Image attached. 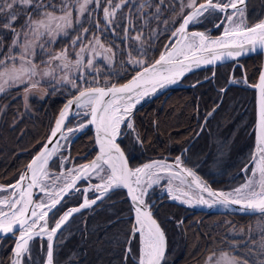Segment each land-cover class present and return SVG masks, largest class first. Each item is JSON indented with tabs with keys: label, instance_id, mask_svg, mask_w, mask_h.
<instances>
[{
	"label": "snow or ice",
	"instance_id": "1",
	"mask_svg": "<svg viewBox=\"0 0 264 264\" xmlns=\"http://www.w3.org/2000/svg\"><path fill=\"white\" fill-rule=\"evenodd\" d=\"M129 2L130 0H119L113 4L112 0H107L109 6L103 8V18L106 22L104 31L111 30L115 34L112 25L116 23V13ZM93 4L99 7L100 0H60L58 4L53 3V0H0V16L6 14V18L0 24V31L6 29L12 33L7 52L0 56V94L21 84L28 85L24 89L26 93L39 88L40 80H34V77H49V84L53 87L63 82L78 90V94L67 102L59 114V119L51 132V138H56L57 133H60L56 146L49 149L47 144L44 145L27 165V171L23 172L15 183L8 186L0 185V192L8 193L0 199V234L18 236L11 264H25V259L32 260L30 241L35 237L47 238L46 264H54L53 239L57 232L74 214L81 212L82 209L91 208L110 190L117 188L127 189L135 213V222L129 239L125 242L123 261L126 264L132 258L136 264H163L167 247L166 235L153 217L151 205L145 198L149 189L165 178L168 181L167 191L171 199L189 207L238 205L246 214H256L264 218V73L259 76L257 84L249 85L259 90L258 134L255 151L250 157L252 163L242 169L247 174L245 182L232 191H214L192 168L186 167L180 157L176 158L174 164L158 160L142 167L130 168L124 152L116 142L117 137L123 134L122 125L135 131L131 120L132 112L144 97L154 94L166 85L177 83L179 78L191 71L194 66L214 64L225 56L236 59L258 49L264 51V19L253 24L248 23L246 15L248 0H199V3L197 0H187L186 4L181 0L179 15L183 19L179 26L173 29L170 47L159 56V59L147 61L144 59L146 52L142 50L138 52L139 59L129 53L128 63L140 69L129 82L119 85L106 83L100 86L97 80L95 85L81 87L77 79L84 78L83 70L89 69L99 75L100 68L94 65L95 57L99 56L102 50L106 54L103 55V60L112 65L117 54L114 48L117 46L106 47L97 32L89 33V29L81 24L69 45L74 50L79 49L75 52V59L69 57L68 47H63L57 52H51L47 59H41L37 63L36 49L39 47L42 54L49 53L56 39L68 36V30L73 28V8L78 13L75 23L80 24V18L84 17L85 13L91 15L89 9ZM146 6L151 7L148 0L141 3L139 9L144 10ZM183 8L191 11L184 15ZM29 9L31 11H27ZM156 11L159 12L160 9L157 7ZM21 12L24 13V21L17 27L15 22ZM216 13H220L223 18L215 26L226 25L221 36L212 38L205 32L188 31L190 23H200V17ZM127 23L133 26L131 18H127ZM95 27L100 30L99 21L95 22ZM124 31L127 33L128 29L125 28ZM89 34L92 39L85 44L83 37ZM142 36L143 33H139L132 37L140 43L141 48L145 43ZM78 41L81 43L78 44ZM3 48L4 35H0V52ZM88 53L92 56L86 60L85 56ZM56 61L59 63L54 68L52 65ZM41 65L44 67L41 68ZM56 68H59L63 75L57 77ZM70 69L80 73L79 77L70 78ZM230 82L237 83L235 79ZM73 105L78 109H85L82 114L90 117L86 123L79 125L80 128L86 127L87 124L95 125L100 154L90 163L73 169L75 175H70L69 178L63 173L58 176L51 174L48 164L52 155L60 148L59 140L66 139L64 131H76L71 127L62 131L64 121ZM213 112L215 108L207 115L211 116ZM76 115L81 113L77 112ZM125 121H128L127 124ZM51 138L48 144H52ZM61 162H64L63 159ZM92 174L101 182L84 189L83 201L79 206L64 211L58 218L54 215V226L50 228L47 219L49 212H53L70 190L81 191L76 187L77 182L82 178L88 180ZM50 175H53L52 185L45 183ZM61 179L64 183L57 187V182ZM174 181L179 183L174 186ZM185 184L188 189L195 186L197 192L194 198L183 189L182 186ZM37 187L45 193L47 199L34 203L33 189ZM89 190L98 195L89 199L86 195ZM203 193H207L208 199ZM179 223L182 224L183 221ZM258 230L261 235L255 246H249L252 244L250 240L230 241L233 252H221L215 260L213 256H209L206 264H264V226H258ZM232 231L236 235L245 234L244 228ZM247 231L251 233L253 228L249 226ZM132 239H138L139 247L136 253H133L130 246ZM241 243L244 245L243 251L240 248Z\"/></svg>",
	"mask_w": 264,
	"mask_h": 264
},
{
	"label": "trees",
	"instance_id": "2",
	"mask_svg": "<svg viewBox=\"0 0 264 264\" xmlns=\"http://www.w3.org/2000/svg\"><path fill=\"white\" fill-rule=\"evenodd\" d=\"M59 2L60 0H53V3ZM118 2L119 0H112L113 4ZM148 2L151 7L146 6L144 10H140L139 5L145 3V0H130L121 11H117L116 23L112 25L115 34L111 30L104 31L106 22L103 18V8L109 6L107 0H100L99 7L90 6L91 15L85 13V16L81 17V24L89 29V33L97 32L105 46L111 43L120 51L114 61L115 66L117 65L115 73L111 75L89 73L92 77L84 84L79 82L80 85L83 87L95 85L97 80L99 85L106 83L118 85L125 82L139 69L128 63L129 53L139 59L138 52L145 51L144 59L149 62L157 58L173 29L182 19L179 15L181 0H163V2L148 0ZM183 2L186 4L187 0ZM157 7L160 9L159 12L156 11ZM188 10L183 8V13ZM246 15L249 24L263 19L264 0H248ZM77 16L73 8L74 22ZM5 18L6 14L0 16V24ZM127 18H131L133 26L128 25ZM220 19H222L220 13L205 14L200 17L201 22L196 23L192 28L209 31L213 36L218 35L222 31V25L217 28L215 25ZM23 21L24 13L21 12L15 26L19 27ZM96 21H99L101 26L99 31L95 27ZM125 28L128 29L127 33L124 31ZM139 33H143L142 39L145 41L143 48L138 41L132 39ZM0 35H4V48L0 52L2 56L8 49L12 33L5 29L0 31ZM85 36L86 41L91 35ZM70 42L66 40L62 45H68ZM56 46L58 45H54ZM261 63L262 57L257 54L241 59L240 65L235 68H233L235 63L232 62L215 69L208 68L192 73L184 79L183 84H193L209 75L212 76L213 73L215 75L212 79L200 82L194 87L175 88L169 94L165 93L155 98L138 110L134 116L135 133L132 129L123 127V134L117 140L131 167L153 158L165 157L167 154L171 157L178 155L197 134L206 115L219 103L221 89L227 85L231 75L241 78L245 75L248 82L254 84ZM94 77L96 79H93ZM26 87L22 85L11 87L4 94H0V184L4 186L18 179L31 157L43 145L55 118L70 97L62 91V87H50L46 83H41L39 88L27 93L24 91ZM246 113L248 123H243L242 126L240 122ZM74 121L75 118L71 123ZM254 122V91L249 87L231 85L225 93L221 106L208 118L202 133L190 146L185 163L194 166L203 176L208 174L214 188L235 187L234 185L243 178L242 174L236 176V173L241 171L253 153L254 131L250 135L248 133ZM231 137L229 152L222 155L223 151L218 144L219 138L225 140ZM244 139L247 143L241 145ZM223 146L225 141L222 142ZM95 153L91 128L79 134L69 147L70 158H74L77 163L91 159ZM53 163L52 167L59 169L58 161L55 160ZM233 172L235 175L232 178L224 177L225 174ZM158 197L159 193L153 190L149 193L148 200L153 201ZM109 199L119 200L118 204L108 207L106 211L97 210L85 218L78 215L66 226L62 238L56 243L55 264H125L122 257L133 223L131 210L124 191H115ZM159 201L160 199L157 203ZM66 203L67 201L62 203L60 212L66 208ZM156 205L153 206V216L162 226L167 237V255L163 264H205L206 256L215 248L226 249L230 241H239L232 229L244 228L245 234L240 241L250 240L252 244L249 246H255L261 235L258 226H264V218L258 215L192 213L170 202ZM120 215H128V217L118 219ZM116 218L118 220H115ZM181 219H183L182 224L179 223ZM256 220L259 221L257 224L254 223ZM249 226L253 228L251 233L247 231ZM136 242L131 243L133 253L138 249ZM13 244L12 237L0 239V264H11ZM35 249L37 252L31 251L32 260L25 259V264H42L39 262L42 258L38 242H35ZM242 249H244L243 244ZM128 262V264H136L132 258Z\"/></svg>",
	"mask_w": 264,
	"mask_h": 264
},
{
	"label": "rangeland",
	"instance_id": "3",
	"mask_svg": "<svg viewBox=\"0 0 264 264\" xmlns=\"http://www.w3.org/2000/svg\"><path fill=\"white\" fill-rule=\"evenodd\" d=\"M93 5H95V4H93ZM93 5H90V6H93ZM105 5H107V4H105ZM189 11H191V9H189L184 15H186ZM78 14V13H77ZM182 19H183V17H182ZM182 19H181V21H182ZM200 19V18H199ZM80 20H81V18H80ZM181 21H180V23H181ZM82 23V22H81ZM81 23L80 24H77V23H75L74 22V25H73V28L72 29H69L68 31H69V35L68 36H60V37H58L57 39H56V41H55V43L54 44H52L51 45V50H50V52L49 53H46V54H42L41 53V50L39 49V47H37V49H36V57H35V62H37V63H39L40 61H41V59H47V57H48V55H50L51 54V52H57V51H59L61 48H63V47H68V55H69V57L71 58V59H75V52L76 51H78L79 49L78 48H76L75 50L73 49V48H71L69 45L70 44H68V45H62L63 43H65L66 42V40L67 41H71V39L73 38V36L76 34V31H72V30H77V29H79L80 28V26H81ZM179 23V24H180ZM196 23H193V25H195ZM192 25V26H193ZM179 26V25H178ZM177 26V27H178ZM226 25H222V31H223V28L225 27ZM217 28V27H216ZM3 31H5V30H3ZM221 31V32H222ZM207 34L209 33V31H205ZM218 35H220V34H218ZM218 35H214V36H218ZM170 38L172 39L173 37H172V34H171V36H170ZM170 38H169V40H170ZM85 39H86V36H84L83 37V41L85 42V44H86V42L87 41H89V40H91L92 39V37L90 36L86 41H85ZM78 44L79 43H81L80 41H78L77 42ZM58 45V46H56V47H54V45ZM107 46H114V45H112L111 43H109L108 45H106V47ZM45 47L47 48L48 46L47 45H45ZM164 49V48H163ZM8 50V49H7ZM114 50L116 51V53H119V51H120V49H118V48H114ZM163 51V50H162ZM162 51L160 52V54L162 53ZM5 52H7V51H5ZM4 54V53H3ZM159 54V55H160ZM103 55H106L105 53H103L102 52V50H101V54L99 55V56H97V57H95V60H94V65L95 66H97V67H99L100 68V72H99V74L101 75V74H103V73H107V74H112V73H115V70L117 69V65L115 66V63H113L112 65H108L107 64V61H105V60H103ZM117 55V54H116ZM158 55V56H159ZM92 56V54L91 53H88V54H86V56H85V59L87 60L88 58H90ZM157 56V57H158ZM156 59V58H155ZM154 59V60H155ZM59 62L58 61H56V62H54L53 63V65H52V67H56V65L58 64ZM235 63V62H234ZM237 65H240L239 63H235L234 64V66H237ZM44 67V65H41V68H43ZM139 70V69H138ZM137 70V71H138ZM83 72H84V78L83 79H77V83L80 85V83L79 82H81L82 84H84L88 79H90L92 76L89 74V73H92V72H94V71H92V70H89V69H84L83 70ZM56 76L57 77H59V76H61V75H63V73L61 72V70L59 69V68H56ZM69 74H70V78H78L79 77V75H80V73H78V72H76L74 69H70L69 70ZM215 75V74H214ZM214 75L212 74V76H207L205 79H203L202 81H199V82H195V83H193V84H183L182 85V87L183 86H186V87H194V86H196L197 84H199L200 82H204V81H206V80H210V79H212L213 77H214ZM34 80H40V84L41 83H46L48 86H50V87H52L50 84H49V80H50V78L49 77H44V78H41V77H34L33 78ZM233 79H235L236 81H237V84H235V85H239V86H242V87H248L246 84H245V82H244V76L241 78V77H234L233 75H231V77H230V79H229V82L230 81H232ZM248 80V79H247ZM22 86H28V85H26V84H21ZM20 85V86H21ZM81 87H83V85H80ZM103 86V85H102ZM54 87H62L63 88V90L62 91H65V93H67V94H69L70 95V97L72 96V95H74V92H77L78 90L77 89H75V88H72L71 87V85H69V84H65V83H63V82H61V83H58V84H55V86ZM246 97V96H245ZM220 102V101H219ZM218 105V104H217ZM221 106V105H220ZM219 106V107H220ZM218 107V108H219ZM217 108V109H218ZM83 110H85V109H83ZM239 113H237V115H238ZM236 115V116H237ZM207 116V115H206ZM235 116V117H236ZM248 114L246 113L244 116H243V118H242V120H241V124H242V126H243V123L244 124H246V123H248ZM57 118V117H56ZM56 118H55V120H56ZM206 118V117H205ZM205 118H204V120H203V122L204 121H207L208 119H206L205 120ZM208 118H210V116L208 117ZM128 122V121H127ZM203 122H202V124H203ZM125 124H127V123H125ZM133 124V123H132ZM201 124V125H202ZM205 122H204V126H205ZM71 128H76V125H74V126H70ZM124 127V126H123ZM201 128V127H200ZM204 128V127H203ZM128 129V128H127ZM122 130H123V128H122ZM130 130V129H129ZM203 131V130H202ZM252 131H254V124H253V126L251 125L250 126V129H249V133H248V135H250V133L252 132ZM198 133V132H197ZM202 133V132H201ZM135 135V134H134ZM196 136V135H195ZM194 136V137H195ZM200 136V135H199ZM198 136V137H199ZM121 137V136H120ZM136 137V136H135ZM73 138V133H71L68 137H66V141H65V143L61 146V150H59V151H57L54 155H53V157H52V159L49 161V164H48V170H49V172L51 173V174H53V175H56V176H58V175H60V173H63V175L65 176V177H67L68 176V173H69V171L71 170H67L68 168H70L69 166H71L70 164H71V160L69 159H67V154H66V147H67V145H68V143H69V141L71 140ZM198 138H196L195 139V141L197 140ZM193 140V139H192ZM191 140V141H192ZM219 140H220V142H218V144H220V150L221 151H223V154L222 155H224V154H228V147L231 145V142H232V137L231 138H229V139H225V140H222V138H219ZM228 140H230V142L228 141ZM190 141V142H191ZM194 141V142H195ZM225 141V146H223L222 147V142H224ZM193 142V143H194ZM192 143V144H193ZM247 143V141L244 139L242 142H241V145H245ZM191 144V145H192ZM188 146V145H187ZM187 146L185 147V148H187ZM185 148H183L182 149V151L185 149ZM189 148H190V146L188 147V149L186 150V152L181 156V159L183 160V162H184V165L186 166V167H189V168H192L196 173H197V175L198 176H200L203 180H205V181H207L208 183H210V185H211V182H210V176L208 175V174H204L205 176H209V177H205V176H203L201 173H199L198 171H197V169L194 167V166H191V165H189V164H186L185 162H186V154H187V152H188V150H189ZM223 149V150H222ZM182 151H180L179 152V154L182 152ZM254 149H253V153H254ZM252 153V154H253ZM178 154V155H179ZM251 154V155H252ZM178 155H176L175 157H177ZM167 156H169L168 154H167ZM166 157V156H165ZM171 157V156H170ZM157 158H163V157H157ZM62 159H63V163L61 162L62 161ZM154 159V158H153ZM55 160H57L58 161V164H59V169H56V168H53L52 167V165H54V161ZM151 160V159H150ZM148 161V160H147ZM146 162V161H145ZM144 163V162H143ZM143 163H141V164H143ZM252 162H251V160H249V161H247L246 163H245V165H244V167L243 168H245L246 166H249L250 164H251ZM141 164H139V165H141ZM139 165H136L135 167H137V166H139ZM242 168V169H243ZM62 169H65V171H62ZM242 169H241V171L240 172H237L236 173V176L240 173V174H242V176H243V178L240 180V182L239 183H237L236 185H234L235 187H232V188H230V189H222V188H219V189H217V188H215V189H217V190H219V191H224V192H228V191H232L234 188H236V187H239L241 184H243L244 182H245V180L247 179V174L245 173V172H243L242 171ZM249 171H251V168H249ZM226 172H231V171H226ZM234 173V172H233ZM233 173H229V174H225V176L224 177H226V178H232L234 175H235V173L233 174ZM210 175H214V174H212V173H209ZM53 175H50V177H49V179L45 182V183H47V184H49V185H52V183H53ZM209 178V179H208ZM64 183V180L63 179H61L60 181H58L57 182V187L60 185V184H63ZM179 182L178 181H174L173 182V184H174V186L176 185V184H178ZM212 186V185H211ZM183 187V189L185 190V191H189L190 192V190L187 188V185L185 184L184 186H182ZM213 187V186H212ZM167 188H168V181H167V179L165 178V179H162L158 184H154L153 186H152V188L151 189H149V191H148V195H147V197L145 198L146 199V201L147 202H149V203H152L153 201H150V200H148V196H149V193H151L153 190L154 191H157L158 193H159V197L162 195V194H165L166 192H168L167 191ZM214 188V187H213ZM37 190H38V195H37V200H38V202H40L41 200H46L47 199V197L45 196V193L44 192H41L40 191V189L37 187ZM191 193V192H190ZM196 193V192H195ZM192 194V193H191ZM6 195H8V193H6V192H0V199H3ZM193 195V194H192ZM157 198V199H160V198ZM164 198H167V195H164ZM160 202V201H159ZM158 202V203H159ZM157 203V202H156ZM157 203V204H158ZM163 203V202H162ZM155 206V205H154ZM182 207V206H181ZM152 209H153V207H152ZM154 210V209H153ZM189 210V209H188ZM111 211H112V209H111ZM191 211V210H190ZM192 212V211H191ZM193 213V212H192ZM194 213H197V212H194ZM232 215V214H231ZM223 219V218H222ZM181 221H183V219H181ZM221 221V220H220ZM227 221H229V222H231L230 220H228L227 219ZM180 222V221H179ZM259 221L258 220H256L254 223H258ZM239 229V228H238ZM234 236H237V239H239V241H240V239H242V237H243V235L241 236V235H236V234H234ZM129 239V238H128ZM127 239V240H128ZM137 241V242H136ZM137 243V247H139V243H138V239H133L132 240V242L131 243ZM232 242H235V241H232ZM130 246H131V244H130ZM240 248H241V251L243 250L242 249V243L240 244ZM43 249L45 250V246L43 245ZM224 251H228V252H233L234 251V249H232V247H231V245H230V243H229V246H228V248H226V249H224V248H215V250L214 251H212L211 253H209L207 256H206V259H205V264H206V261H207V257H209V256H213V260H215L216 258H218L219 257V255H220V253L221 252H224ZM32 254V253H31ZM33 257V256H32ZM45 252H44V255H42L41 256V258H42V263H43V261H44V259H45ZM129 261V260H128ZM126 262V264H128L129 262ZM40 262V263H41ZM124 262V261H123ZM38 263V262H37ZM125 263V262H124Z\"/></svg>",
	"mask_w": 264,
	"mask_h": 264
},
{
	"label": "water",
	"instance_id": "4",
	"mask_svg": "<svg viewBox=\"0 0 264 264\" xmlns=\"http://www.w3.org/2000/svg\"><path fill=\"white\" fill-rule=\"evenodd\" d=\"M190 12V11H189ZM188 12V13H189ZM187 13V14H188ZM186 14V15H187ZM223 18V17H222ZM192 25H193V23H190L189 24V26H188V31H201V32H205V31H202V30H199V29H192L191 27H192ZM206 33V32H205ZM207 34V33H206ZM223 34V31L220 33V35H218V36H213L212 34H211V32H209L208 33V35H210L212 38H217V37H219V36H221ZM173 39V38H172ZM171 38H170V40H168L167 41V43H166V45H165V47H164V49H163V51H162V53L160 54V55H162L169 47H170V45H169V41H171L172 40ZM222 51H224V50H222ZM257 54H260L261 55V57H262V63H261V69H260V72H259V75H258V78H257V81H256V83H254V84H251V83H249L248 82V80H247V78H246V76H244V82H245V80H246V82H245V84H247L248 86L249 85H255V84H257L258 82H259V76L262 74V73H264V51H262V50H257L256 52H248L247 54H245V55H241L240 57H237L236 59H232V58H228V57H224L223 59H221V60H217L214 64H207V65H201V66H199V67H193V69L191 70V71H188V72H186L181 78H179V80L177 81V83H175V84H169V85H166L165 87H163V88H160V89H158L154 94H150V95H148V96H146V97H144L142 100H141V102L139 103V104H137L136 105V107L133 109V112H132V117H131V120H132V123H133V125H134V116H135V114H136V112L138 111V110H140L141 108H143L144 106H146L147 104H149L152 100H154L155 98H158V97H160V96H162L163 94H165V93H167V94H169L170 93V91L171 90H173V89H175V88H179V87H182V85H183V81H184V79L186 78V77H188L189 75H191L192 73H195V72H198V71H201V70H204V69H208V68H213V69H215L216 67H218V66H220V65H224V64H227V63H232V62H235L236 64L241 60V59H244V58H247V57H250V56H253V55H257ZM159 55V56H160ZM159 56L156 58V59H159ZM140 70V69H139ZM138 70V71H139ZM138 71H136L128 80H126L125 82H123V83H127V82H129L132 78H133V76L134 75H136L137 74V72ZM123 83H121V84H123ZM233 84H237V83H231V82H228L227 83V85L223 88V89H225V91H221V99H220V102L218 103V107L222 104V102H223V99H224V96H225V93H226V91H227V89L231 86V85H233ZM119 85V84H118ZM100 86H102V85H100ZM249 88L250 89H252L254 92H255V123H254V150H255V147H256V137H257V134H258V131H257V124H258V112H259V90L257 89V88H255V87H251V86H249ZM78 94V91L74 94V95H72L71 97H69L66 101H65V103L63 104V106H62V108H61V110L59 111V114L63 111V109H64V107L66 106V104H67V102L70 100V99H73V97L75 96V95H77ZM217 105L214 107L215 108V111L217 110ZM213 110V109H212ZM79 111V109L76 107V105H73L72 106V109L70 110V112H69V114H68V116L66 117V119H65V121H64V124H63V126H62V131H64L65 129H67V127H68V125H69V123H70V121L72 120V118L76 115V113ZM210 112H212V111H210ZM59 114H58V116H57V118H56V120H55V122H54V125H53V127L51 128V130H50V132H49V135L47 136V138L45 139V141H44V143H43V145L40 147V149L31 157V159L29 160V162L26 164V166H25V169L23 170V172H26L27 171V165L32 161V159L38 154V152L39 151H41L42 150V147L44 146V145H46L47 144V146H48V148L49 149H51L52 147H54V146H56V141L59 139V137H60V133H57V137L56 138H51V132L53 131V129L55 128V124H56V121L59 119ZM208 115L206 116V118H205V120L206 119H208ZM205 122V121H204ZM204 122H203V124L201 125V128L199 129V131H198V133L196 134V136L193 138V140L188 144V146H187V148H185L177 157H180L181 158V156L186 152V150L188 149V147L189 146H191V144L195 141V139L196 138H198V136L201 134V132H202V130H203V127H204ZM125 123H127V121H125ZM123 126L124 125H122L121 126V131H122V128H123ZM87 128H91V131H92V134H93V139H94V146H95V148H96V153L94 154V156L90 159V160H88V161H85V162H83L82 164H85V163H90L92 160H94L95 158H96V156L97 155H99L100 153H99V144L97 143V132H96V128H95V125H92V124H88V126H87ZM134 128V127H133ZM133 131V130H132ZM133 133H135V131H133ZM66 134V131H64V135ZM120 137V136H119ZM119 137H117V140L119 139ZM52 139V144H48V140L49 139ZM117 140H116V142H117ZM61 143V140H59V144ZM123 151V150H122ZM125 154V153H124ZM54 155V154H53ZM53 155H52V157H53ZM52 157H51V159H52ZM125 157L127 158V156H126V154H125ZM177 157H170V156H166V157H163V158H154V159H151V160H148V161H146V162H144L143 164H141V165H139V166H137V167H142V166H144L145 164H149V163H152V162H154V161H158V160H164V161H166L167 163H169V164H174V162H175V160H176V158ZM127 160H128V165H129V167L130 168H137V167H131V165H130V162H129V159L127 158ZM81 164V165H82ZM22 172V173H23ZM21 173V174H22ZM20 174V175H21ZM73 175H75V174H73ZM94 174H92L91 176H89V178H88V180H84L83 178L80 180V181H78L77 182V184H79L80 182H86L87 184H91V182H90V178L93 176ZM19 178V177H18ZM202 179V178H201ZM18 180V179H17ZM16 180V181H17ZM203 180V179H202ZM15 181V182H16ZM205 181V180H204ZM15 182H13V183H15ZM214 191H219V190H217V189H215V188H213L211 185H210V183H208L207 181H205ZM13 183H11V184H13ZM10 184V185H11ZM25 184H27V181H25ZM77 184H76V186H77ZM96 185V184H95ZM116 190H122V191H124L125 192V194H126V198H127V200H128V202H129V207H130V210H131V217H132V220H133V223H132V225L134 224V216H135V213H134V211L132 210V203H131V199H130V197L128 196V194H127V189L126 188H117V189H113V190H110L109 192H108V194L103 198V199H105L109 194H111L112 192H114V191H116ZM189 190H193L194 192H197V190L195 189V186H193V188L192 189H189ZM73 190H70L69 191V194H70V192H72ZM189 192V191H188ZM68 194V195H69ZM37 195H38V191H37V188H34L33 189V201H34V203H36V202H38L37 201ZM68 195H66V196H64V199L63 200H61V202H60V204L65 200V198L68 196ZM164 195H167V198H164ZM189 195L190 196H192L191 195V193L189 192ZM203 195L205 196V198L206 199H208V197H207V193H203ZM160 202L156 205V202H157V200L158 199H155L152 203H150V205H151V211H152V214H154V210L152 209V207L154 206V205H156V206H158L159 204H161L162 202H170V203H174V204H177V205H179V206H182V207H184V208H186V209H189V210H191L192 212H204V213H221V214H232V215H241V216H253V215H256V214H251V213H245V212H243V211H241L240 210V208H239V206L238 205H231V206H229V207H223V206H219V205H214L213 207H211V208H209V207H207V206H204V205H194V206H192V207H189V206H187V205H185V204H182V203H180L179 201H177V200H172L171 199V197H170V195H169V193L168 192H166L165 194H162L160 197ZM193 198H194V196H193ZM102 199V200H103ZM102 200H98L97 201V203H99L100 201H102ZM82 203V202H81ZM80 203V204H81ZM59 204V205H60ZM80 204H78V205H76V206H71V207H69L68 209H70V208H72V207H77V206H79ZM59 205H57L56 206V208L59 206ZM96 205V204H95ZM94 206V205H93ZM55 208V209H56ZM54 209V210H55ZM67 209V210H68ZM85 209H88V208H85ZM85 209H82L81 210V212L83 211V210H85ZM53 210V211H54ZM53 212H49V216H48V222H49V217H50V215L52 214ZM80 213V212H79ZM78 213H76V214H74L72 217H74L75 215H77ZM71 217V218H72ZM154 217V216H153ZM71 218L69 219V221L71 220ZM68 221V222H69ZM68 222L60 229V231H58L57 232V234H56V237H54V239H53V246H55V241H56V238H57V236L59 235V233L63 230V228L68 224ZM158 222V221H157ZM159 223V222H158ZM49 227H50V225H49ZM162 227V226H161ZM51 228V227H50ZM132 228V227H131ZM163 229V228H162ZM164 230V229H163ZM165 232V231H164ZM166 235V234H165ZM6 237H12L13 239H14V244H13V247H12V256H14V249H15V244H16V242H17V240H18V236H14V235H12V234H8V235H3V234H0V239H4V238H6ZM35 238H37V237H35ZM34 238V239H35ZM33 239V240H34ZM133 240V239H132ZM132 240H131V242H132ZM166 240H167V237H166ZM32 241H30V243H31ZM131 244V243H130ZM166 255H167V247H166V252H165V258H166ZM12 259H13V257H12ZM165 261V260H164ZM164 261H163V263H164ZM44 264H46V261H45V263Z\"/></svg>",
	"mask_w": 264,
	"mask_h": 264
},
{
	"label": "flooded vegetation",
	"instance_id": "5",
	"mask_svg": "<svg viewBox=\"0 0 264 264\" xmlns=\"http://www.w3.org/2000/svg\"><path fill=\"white\" fill-rule=\"evenodd\" d=\"M73 164H74V166H76L79 163H77L75 161V159H73ZM90 182H91V184H87L86 182H80L79 184H77L76 187L80 188L81 191H78L77 192V191H74L73 190L72 192H70V194L67 196L66 200H64V201H67V203H66L67 206H66V208L62 212H60V207H61V205H62V203L64 201L53 211V213L49 217V225H50V227L54 226V223H53V217H54V215L56 216V218H58L69 207L76 206V205L80 204L83 201V192H84V189L85 188H91L92 186H95V184H98L101 181H100V179L97 176L96 177L93 176V177L90 178ZM116 191H118V190H116ZM114 192H112L111 194H109L105 199H103L102 201H100L96 205L92 206L91 208H88V209L83 210L82 212L78 213L74 217H76L78 215H82L85 218V217H88L90 214L94 213L97 210H99V211H106V209L108 207H114L113 205H117L118 204V201H119L117 199H109V197ZM190 192L193 194V195L192 194L191 195L195 197V194L196 193L193 190H190ZM86 195L88 196L89 199H92V198H94L95 195H98V194H96L93 191L89 190L86 193ZM74 217L71 218V220L68 222L67 225H69V223L72 221V219ZM126 217H128V215H125V216L120 215V216H118V219L126 218ZM118 219L116 218L115 220H118ZM66 226H65V228H66ZM65 228H63V230L57 236L56 241H55V245L57 243V240L60 239V238H62V235L64 233ZM35 242H38L40 255L41 256L44 255V252H45V256H46L47 244H48L47 238L46 237H43V238L37 237L34 240H32V242L30 244V247H31V251L33 253L34 252H37V250L35 249ZM43 245L45 246V250L43 249ZM55 247L56 246H54V264H55V257H56ZM45 261H46V257H45L43 263L41 261H39V262H41L42 264H44Z\"/></svg>",
	"mask_w": 264,
	"mask_h": 264
},
{
	"label": "bare ground",
	"instance_id": "6",
	"mask_svg": "<svg viewBox=\"0 0 264 264\" xmlns=\"http://www.w3.org/2000/svg\"><path fill=\"white\" fill-rule=\"evenodd\" d=\"M207 35H208V34H207ZM67 135H68V133L66 134V136H67ZM50 160H51V158H50ZM50 160H49V161H50Z\"/></svg>",
	"mask_w": 264,
	"mask_h": 264
}]
</instances>
